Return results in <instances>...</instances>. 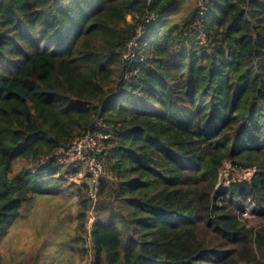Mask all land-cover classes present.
I'll use <instances>...</instances> for the list:
<instances>
[{"label": "trees", "instance_id": "1", "mask_svg": "<svg viewBox=\"0 0 264 264\" xmlns=\"http://www.w3.org/2000/svg\"><path fill=\"white\" fill-rule=\"evenodd\" d=\"M200 2L0 0V243L60 199L58 264H264V0ZM89 132L94 193L57 161Z\"/></svg>", "mask_w": 264, "mask_h": 264}, {"label": "rangeland", "instance_id": "2", "mask_svg": "<svg viewBox=\"0 0 264 264\" xmlns=\"http://www.w3.org/2000/svg\"><path fill=\"white\" fill-rule=\"evenodd\" d=\"M78 176H65L69 181L75 184L74 190L77 191L80 187V180L86 174L83 169ZM231 173L227 166L222 172V178L227 181ZM235 177L242 179V172H234ZM85 192V191H84ZM95 192V191H94ZM93 192V193H94ZM90 193H92L90 189ZM72 203L75 201L74 197L70 195ZM35 207L27 218L12 225L10 232L4 237L0 243V264H58L59 258L66 257L73 251L68 248L61 247L58 249L56 245H64L65 241L71 240L72 228L74 227L73 212H75L74 205L67 204L60 199L50 202H44L42 199L36 201ZM59 207V216L55 214L52 208ZM69 207V208H68ZM249 206L245 205L242 218L248 222V225L256 224V218L248 212ZM59 223V228L56 226ZM64 220L63 223L60 221ZM41 222H46L47 226L41 228L38 226ZM54 225L57 228H53ZM44 226V225H43ZM70 226V227H69ZM70 234V236H69ZM51 238L48 239V237ZM52 241V242H50ZM50 245V246H49ZM73 262L76 264H88L89 258L80 253L73 254Z\"/></svg>", "mask_w": 264, "mask_h": 264}, {"label": "built area", "instance_id": "3", "mask_svg": "<svg viewBox=\"0 0 264 264\" xmlns=\"http://www.w3.org/2000/svg\"><path fill=\"white\" fill-rule=\"evenodd\" d=\"M208 0H201L199 6L203 7ZM203 9V8H202ZM103 136L89 132L81 139L65 149L57 158L60 164L68 166H80L84 173L90 177L95 187L99 181L107 175L106 156L107 153L101 149ZM243 180H248L255 169H243Z\"/></svg>", "mask_w": 264, "mask_h": 264}, {"label": "water", "instance_id": "4", "mask_svg": "<svg viewBox=\"0 0 264 264\" xmlns=\"http://www.w3.org/2000/svg\"><path fill=\"white\" fill-rule=\"evenodd\" d=\"M90 189L92 191V193L94 192V189H95V183L94 182H91L90 183Z\"/></svg>", "mask_w": 264, "mask_h": 264}]
</instances>
